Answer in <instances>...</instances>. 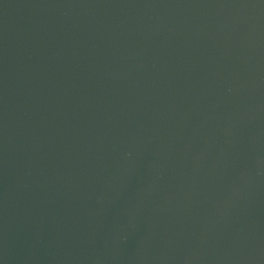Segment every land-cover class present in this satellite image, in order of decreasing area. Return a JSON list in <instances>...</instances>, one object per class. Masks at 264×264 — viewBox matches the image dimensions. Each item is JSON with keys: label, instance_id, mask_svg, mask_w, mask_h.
I'll return each instance as SVG.
<instances>
[{"label": "water", "instance_id": "obj_1", "mask_svg": "<svg viewBox=\"0 0 264 264\" xmlns=\"http://www.w3.org/2000/svg\"><path fill=\"white\" fill-rule=\"evenodd\" d=\"M0 264H264V0H0Z\"/></svg>", "mask_w": 264, "mask_h": 264}]
</instances>
